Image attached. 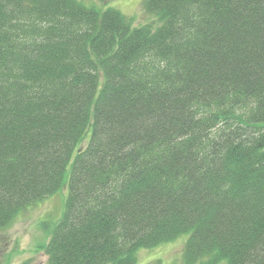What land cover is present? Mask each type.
Masks as SVG:
<instances>
[{
    "label": "trees",
    "instance_id": "obj_1",
    "mask_svg": "<svg viewBox=\"0 0 264 264\" xmlns=\"http://www.w3.org/2000/svg\"><path fill=\"white\" fill-rule=\"evenodd\" d=\"M144 4L0 0V237L67 187L45 264H264V0Z\"/></svg>",
    "mask_w": 264,
    "mask_h": 264
},
{
    "label": "rangeland",
    "instance_id": "obj_2",
    "mask_svg": "<svg viewBox=\"0 0 264 264\" xmlns=\"http://www.w3.org/2000/svg\"><path fill=\"white\" fill-rule=\"evenodd\" d=\"M94 3L99 8L114 7L123 14L132 18L133 27H141L148 24L159 26L157 16L149 13L145 6L146 0H83ZM87 4V3H86ZM111 4V5H109ZM91 5V4H87ZM71 166L68 168L67 176ZM68 188L54 195H50L42 201L37 202L23 210L16 220L4 230L0 237V264H45L47 255L40 248L51 235L55 221L62 215ZM55 220V221H54ZM2 234V233H0ZM186 234L176 240L164 243L154 249H142L139 252V264L157 262V264H175L174 258L179 257ZM180 262V261H179ZM179 264H182L180 262Z\"/></svg>",
    "mask_w": 264,
    "mask_h": 264
},
{
    "label": "bare ground",
    "instance_id": "obj_3",
    "mask_svg": "<svg viewBox=\"0 0 264 264\" xmlns=\"http://www.w3.org/2000/svg\"><path fill=\"white\" fill-rule=\"evenodd\" d=\"M160 25V24H159ZM148 26L150 27V29L152 30H156L159 28V26H154V24H148Z\"/></svg>",
    "mask_w": 264,
    "mask_h": 264
}]
</instances>
